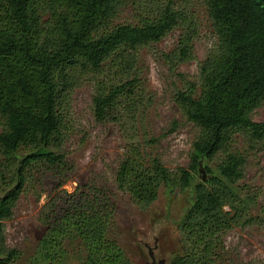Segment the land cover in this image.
Listing matches in <instances>:
<instances>
[{"label": "trees", "instance_id": "trees-1", "mask_svg": "<svg viewBox=\"0 0 264 264\" xmlns=\"http://www.w3.org/2000/svg\"><path fill=\"white\" fill-rule=\"evenodd\" d=\"M128 1L0 0V183L15 184L0 198V264L21 258L7 246L4 222L28 186L47 198L39 215L44 231L29 264H62L70 240L82 243L84 264H130L112 237L117 206L109 190L96 182L64 190L74 167L57 151L66 136L70 96L81 80L94 84L96 121L121 124L143 104L137 73L142 49L182 28L164 60L176 69L194 59L198 26L187 7L169 0L137 25H115ZM203 1L216 42L200 64L198 82H187L175 95L199 129L189 167L172 171L134 144L115 180L143 211L162 190L194 188L179 225L182 250L169 264H231L227 235L250 223L254 201L238 186L246 159L232 144L237 134L264 141V123L251 119L264 104V0ZM21 150L28 152L21 157ZM220 154L214 171L208 163ZM202 170L207 180L195 182Z\"/></svg>", "mask_w": 264, "mask_h": 264}, {"label": "rangeland", "instance_id": "rangeland-1", "mask_svg": "<svg viewBox=\"0 0 264 264\" xmlns=\"http://www.w3.org/2000/svg\"><path fill=\"white\" fill-rule=\"evenodd\" d=\"M169 0H129L115 19V25H137ZM177 7H187L198 26L194 42V59L176 69L165 62L164 55L178 45L183 29L177 28L161 42L140 52L137 73L141 76L144 100L137 119L124 117L118 122L98 123L94 116V84L81 80L70 96L66 136L57 151L64 154L74 167L70 181L63 187L69 193L88 182L105 186L117 206L112 237L130 260V264H169L182 250L179 225L194 201V188L169 194L162 190L158 200L146 211L130 196L118 189L116 173L131 145L155 157L170 170L188 169L193 144L199 129L188 121L175 102V95L187 82H198L200 64L216 42L212 23L203 0H174ZM252 121L264 123V104L251 114ZM233 151L246 159L243 179L238 183L243 197L250 196V223L237 227L226 238L231 264H264V141H255L237 134ZM28 151L21 150L19 156ZM224 155H218L208 165L216 170ZM0 158V162H1ZM208 178L205 170L195 182ZM205 179V180H204ZM53 183V182H52ZM15 184L0 183V198ZM12 187V188H11ZM47 198L28 186L21 195L13 217L4 222L7 246L21 252V258L11 264H29L44 229L39 221ZM67 255L62 264H84L85 250L79 240L66 243ZM2 258L0 257V261Z\"/></svg>", "mask_w": 264, "mask_h": 264}, {"label": "water", "instance_id": "water-1", "mask_svg": "<svg viewBox=\"0 0 264 264\" xmlns=\"http://www.w3.org/2000/svg\"><path fill=\"white\" fill-rule=\"evenodd\" d=\"M205 180V179H204Z\"/></svg>", "mask_w": 264, "mask_h": 264}]
</instances>
